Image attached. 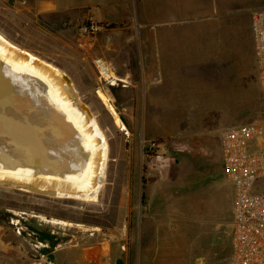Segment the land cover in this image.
I'll return each mask as SVG.
<instances>
[{
    "label": "rangeland",
    "instance_id": "obj_1",
    "mask_svg": "<svg viewBox=\"0 0 264 264\" xmlns=\"http://www.w3.org/2000/svg\"><path fill=\"white\" fill-rule=\"evenodd\" d=\"M262 5L77 0L61 17L0 0V31L69 75L111 150L95 203L0 184V264H137L138 249L143 264H229L230 241L216 255L187 252L190 206L198 196L212 205L221 129L264 116L251 16ZM89 24L98 29L84 32ZM98 89L113 96L126 129L116 130Z\"/></svg>",
    "mask_w": 264,
    "mask_h": 264
},
{
    "label": "bare ground",
    "instance_id": "obj_2",
    "mask_svg": "<svg viewBox=\"0 0 264 264\" xmlns=\"http://www.w3.org/2000/svg\"><path fill=\"white\" fill-rule=\"evenodd\" d=\"M0 57L44 82L57 104V115H51L56 120V130H48L41 138L38 157L32 153L33 148H27L30 141L21 142L16 137L10 139L0 133V184L28 192L98 202L111 150L92 111L80 99L69 75L15 43L1 31ZM98 65L103 77L113 83L118 80L105 62L98 60ZM97 92L112 113L116 130L126 129L112 105L110 92L105 89H98ZM30 145L34 147L33 142ZM51 222L88 228L83 223L56 217ZM94 229L96 231L100 227Z\"/></svg>",
    "mask_w": 264,
    "mask_h": 264
},
{
    "label": "built area",
    "instance_id": "obj_3",
    "mask_svg": "<svg viewBox=\"0 0 264 264\" xmlns=\"http://www.w3.org/2000/svg\"><path fill=\"white\" fill-rule=\"evenodd\" d=\"M251 16L255 67L264 93V6ZM96 29L83 27L87 33ZM220 149L225 179L234 187L230 264H264V116L224 126Z\"/></svg>",
    "mask_w": 264,
    "mask_h": 264
},
{
    "label": "water",
    "instance_id": "obj_4",
    "mask_svg": "<svg viewBox=\"0 0 264 264\" xmlns=\"http://www.w3.org/2000/svg\"><path fill=\"white\" fill-rule=\"evenodd\" d=\"M56 106L44 82L0 57L2 135L10 139L16 137L21 142H33L34 147L29 143L27 148H33L32 153L38 157L41 138L48 130L55 129L56 120L51 115H57Z\"/></svg>",
    "mask_w": 264,
    "mask_h": 264
},
{
    "label": "crops",
    "instance_id": "obj_5",
    "mask_svg": "<svg viewBox=\"0 0 264 264\" xmlns=\"http://www.w3.org/2000/svg\"><path fill=\"white\" fill-rule=\"evenodd\" d=\"M19 1L20 0H14V4ZM23 2H26L29 7L37 9V12L40 14L47 16L61 15V17H64L65 13L67 14V12L72 11L77 5V0H23ZM220 173L222 177L220 176L221 178L219 179H221L222 182H219L218 179V183L213 189L214 199L211 197L207 198L208 202L212 201V205L210 206V204H208L207 206L209 213L207 214L206 205H204L205 203H203V199H200L199 196L195 197V199H193L191 203V214L192 219L194 220V224L192 225L193 229H191L194 230V236L191 241L193 245L189 243V245L187 246V249L189 250H187V252H189L191 250V247L193 246L194 248H208L210 249L206 252L208 253V255H216L219 253L220 248H224L227 245L228 241H230L232 252L234 187L225 179L222 158ZM164 194L166 195L165 191ZM165 199H167V197ZM203 210H205V213H203ZM150 218L155 219L156 217L150 216ZM157 229H159V227H157ZM231 252L229 255V264ZM140 254L142 257L143 252H141ZM151 254L154 255L153 250ZM202 256H205V253H202ZM136 259L137 264H143V259L141 258L140 260L139 258V249L136 253ZM155 263L156 262L154 260V257L151 258V261L149 263L146 262V264Z\"/></svg>",
    "mask_w": 264,
    "mask_h": 264
},
{
    "label": "trees",
    "instance_id": "obj_6",
    "mask_svg": "<svg viewBox=\"0 0 264 264\" xmlns=\"http://www.w3.org/2000/svg\"><path fill=\"white\" fill-rule=\"evenodd\" d=\"M255 60V59H254Z\"/></svg>",
    "mask_w": 264,
    "mask_h": 264
}]
</instances>
